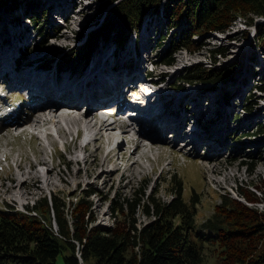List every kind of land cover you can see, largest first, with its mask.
<instances>
[{
  "label": "rangeland",
  "instance_id": "rangeland-1",
  "mask_svg": "<svg viewBox=\"0 0 264 264\" xmlns=\"http://www.w3.org/2000/svg\"><path fill=\"white\" fill-rule=\"evenodd\" d=\"M103 1L8 0L0 7V61L2 63L0 74L8 71L10 67L15 69L11 60L12 55L15 54L16 44L23 41L22 45H32L34 48L40 40L39 33L35 32L34 27L29 31L25 30V36L22 33L17 36L15 34L22 28L20 20L23 21L21 16L24 15L26 7L34 8L39 15L40 22L45 26H49L46 22L48 19L60 24L59 31L49 30L48 35L44 37V46L35 48L28 54L27 60L32 64L35 63L33 57L37 60L40 58L41 61L52 55L58 57L61 51H66L72 44L83 43L89 33L99 25L98 23H101L106 9L115 2L113 0L103 5ZM161 10L160 8L157 14H145L141 22V27L144 29L140 28L136 34L132 32L122 46L115 45L113 35L108 40H101L96 52H93L90 57V63L88 62L90 65L86 68L97 64L106 66L112 61H118L116 65L120 66L118 71H128L134 68V73H137L138 64L143 72L147 59L156 62V66L152 67L151 79L159 78L162 82L161 88L164 90L162 98L166 101L164 110L170 109L169 111L172 112L166 113L169 114L168 119L174 116L175 109L173 108L183 112V116L179 119L180 123L183 124L185 117V125L194 121L198 125L197 130L202 132L204 141L198 144L189 141V144L184 145L181 138L183 131H180L178 135L180 137H175L177 141L170 142L172 134H167L168 130L165 129L159 134L160 138L151 151L147 152L146 148L140 150L138 157L145 166V171L140 172L138 168H129L131 159H127L135 146V139L138 135V132L132 131V134L124 135L125 155L118 156L119 148L114 151L115 164L120 169L111 175L112 179L106 173L95 179L93 175L85 174V162L82 159L84 153L72 141L71 135L65 139L70 143L69 146L63 144L60 141L61 138L55 139L52 148L47 140H40L45 144V149L41 152L42 146L39 140L27 132L19 134L18 129L28 127L27 123L35 117L33 112H28V109L33 107V100L26 99L27 109H23L20 116L0 118V206L7 203L16 209H21L23 203L27 202L32 205L33 201L39 197L48 198L55 195L65 204V214L70 216L67 208L76 201V198L84 196L85 191L93 189L94 192L88 197L91 203L89 215L94 218L92 223L114 226L117 221H127L129 218L124 219L121 214L111 209L112 198L131 197L135 195V191L136 196L139 197L141 196L139 191H144L143 199L153 193L154 197L167 201L174 196V187L178 185L182 189L183 198L195 202V222L198 227L218 211L217 207L223 206L220 209L225 207V204L221 205L223 199L230 203L227 206L229 210L233 208L231 202L234 200L241 203L240 205L255 208L259 213L264 211V88L262 90L257 88L258 85L264 86V50L256 42L255 30V25L264 22V17L253 15L251 23H247L239 14L224 31L211 29L196 31L190 35L187 47L174 52L173 62L164 65L161 64L164 45L161 47L157 45L158 35L167 31ZM56 11H58L57 14L54 13ZM183 26L184 21L180 20L178 31ZM21 35L23 36L22 41L17 40ZM137 43H139V48L135 49L134 44L137 45ZM216 49L222 50V53L215 54L213 58L211 50ZM141 50L145 58L142 57L144 55L141 54ZM104 59L110 61L105 62ZM119 60L123 63H119ZM195 64L214 69L230 67L233 75L226 82L222 80L195 82L180 80L185 69ZM51 65L49 69H56V65L54 68L53 64ZM33 66L35 65L26 68L27 66L22 65L17 72L26 73ZM42 70L35 71L41 79L44 78ZM32 71L34 70L28 71L29 78L33 77L31 76ZM81 74L84 73L78 75ZM66 75H71V78L78 76L77 73L69 71ZM122 75H125V72ZM112 76L107 77L112 79L118 75ZM13 77L16 78V73ZM107 77H105L106 80ZM9 87L11 88L9 79L0 86V95L7 94V103H13L17 99L24 101L25 98L23 99ZM4 101L0 99V104ZM123 101L125 102L124 98ZM122 104L121 101L112 107L115 109ZM95 105L96 102H93V109ZM82 108L84 110L86 107L82 106ZM174 120H177L176 117ZM94 149L95 144L91 143L89 146L91 154L87 163L93 160ZM105 151L104 146L101 148V154ZM4 154H10L8 159L4 157ZM208 157L215 165L213 172L209 171L212 170V166L203 159ZM40 158L44 159L46 164H38ZM16 159L22 160L25 169L30 162L36 164L32 171L38 173L39 179H26L27 174H21L15 166ZM246 162L248 164H244ZM111 166L112 164H109V167ZM47 167L54 169L52 170L54 185L45 184ZM60 169L70 173V182L58 180L55 174ZM10 175L16 177L14 181L8 179ZM213 179L220 182L216 183ZM76 181L79 182L78 185ZM18 190L24 193L21 197L18 196ZM241 208L242 206L237 212L242 216ZM136 217L138 226L150 219L143 214L141 208L137 210ZM254 221L248 220L247 223L252 224ZM255 237L252 244H257V250H263L264 230L260 231V234L257 232ZM210 250L205 248L206 253L211 252ZM211 253L213 256L208 255L203 264L215 262L217 252L214 250Z\"/></svg>",
  "mask_w": 264,
  "mask_h": 264
},
{
  "label": "trees",
  "instance_id": "trees-1",
  "mask_svg": "<svg viewBox=\"0 0 264 264\" xmlns=\"http://www.w3.org/2000/svg\"><path fill=\"white\" fill-rule=\"evenodd\" d=\"M7 1L0 0V7ZM110 1L113 0H104L102 4ZM114 1L83 43L61 51L58 57L52 55L44 63L55 61L61 68L72 70L85 66L101 40L113 35L115 45L122 46L141 26L145 14H157L160 8L167 31L158 35L157 45H164L161 61L166 64L173 62L175 51L188 46L190 35L196 31H224L239 14L247 23H251L253 15L264 17V0ZM23 16L39 32L37 47L44 46L49 30L60 28L51 19L46 21L49 26H45L31 6L26 7ZM180 20L184 26L178 31ZM255 30L256 42L264 50V22L256 24ZM30 52L28 48L20 50L19 60L27 58ZM211 53L214 58L222 50ZM232 75L230 67L214 69L195 64L185 69L180 80L226 82ZM257 88L262 90L264 86ZM85 192L67 208L70 216L55 195L39 197L32 205H26V211L7 203L0 206V264H203L214 250L217 255L213 264H264V249L257 250V244H252L257 232L264 230V211L259 213L234 200L229 210L230 203L223 199L221 205L225 207H217L218 211L198 227L195 202L185 200L177 185L174 196L167 201L153 193L143 199L144 191H139V197L135 191L131 197L112 198L111 209L129 220L106 226L92 223L88 197L94 191ZM240 206L242 216L237 212ZM139 208L150 219L138 226ZM248 220L255 221L249 224ZM205 248L214 250L206 253Z\"/></svg>",
  "mask_w": 264,
  "mask_h": 264
},
{
  "label": "bare ground",
  "instance_id": "bare-ground-1",
  "mask_svg": "<svg viewBox=\"0 0 264 264\" xmlns=\"http://www.w3.org/2000/svg\"><path fill=\"white\" fill-rule=\"evenodd\" d=\"M19 30L15 33L16 36L17 34H21ZM136 33L137 31L134 32V34ZM10 34L8 35V38L10 37ZM15 34L13 36H15ZM38 43H36L34 48L32 46V50L37 48ZM135 45L136 44H134L135 49H138L139 43H137L136 46ZM26 46H27L26 44L21 45L20 47L16 46V52L14 55H12V60H11L13 61L15 71L13 70V67H10L8 71L3 70L4 72L0 74V76L1 75L3 76H1L0 80H2V78L5 76L13 77V75L16 73V79H20L22 81L23 80L21 79L22 77L25 76L28 77L27 75L28 71L34 70L31 72L32 74L31 76L33 77L32 78L28 77L29 80L26 81V84L28 86L27 88L33 92V94H31L28 99L33 100V105H37L40 107L37 110H36L37 107H35L33 111L32 110L29 111V113L33 112V115L35 117L33 118L32 121H29L27 123L28 127L19 128L18 131H20L19 134L27 132V134L32 135L35 137L36 140H39L40 146H42L41 152H43V150L45 149V144L40 140L43 141L47 140L48 144L52 145L54 144V141L57 140V137L61 138L63 141L66 142L65 140L66 137L71 135L72 141L75 143V145L77 144L80 150L84 153L82 159L85 162V167H84L85 174L93 175L94 178L96 179L106 173L107 176H110L112 179L111 175L120 169V167L115 164L116 155H114V151L117 148H119L118 156L125 155L126 143H125L124 135L132 134V131L138 132V135L135 139V146L133 150L129 153L127 159L128 160L131 159L129 168L130 167L138 168L137 170L140 172L145 171V166L138 157V155H140L139 152H141L140 150L146 148L147 152L149 150L151 151L152 147L156 145L157 140L160 138L159 134L162 133V131L165 129L168 130L167 134H172V136H174L173 138L180 137L178 136L179 132L183 131L182 136L185 137V138L181 137L183 141L185 140H187V142L194 141L197 144L198 142L204 141L203 134L201 131L197 130L198 125L194 123V121L188 122L187 125H185L186 123L185 122L186 117H185L183 124L180 123L179 119L183 116V112L181 111L179 112L178 109L173 108V110L175 109L173 112L174 116L173 118L168 119L169 114L166 113L169 112L172 113V112L169 111L170 109L164 110V108H166L165 105L166 101L162 98L163 95L162 92L164 90H162L161 84H159L157 87L159 91L158 93H156L157 96L156 100L151 101L155 106V110L150 113V122H147L145 119H132L131 117H126L127 116L126 111H128L129 108L126 102L123 101V98L126 100V97L128 95L127 89H130L131 92H135L136 94H138V98L140 99L142 98V96L141 93L139 94V89L143 90L149 87L148 80L143 79L144 77L140 64L137 65L139 70L137 73H134L135 71L134 68L128 69V71L120 72L118 71V68H120V66L119 65L116 66L118 64V61L116 62L112 61L111 64H107L106 66L103 64L90 66L87 69V73L78 75L82 73L84 69L86 70V67L90 65L89 64L90 58L88 60L89 63H87L85 66L78 67L75 70L69 68H61L60 66H58V64H56L55 61L50 64L48 62L44 63V61H46L48 58L41 61L40 58L37 60L36 57H33L35 63L30 64L27 58L19 60V57L21 58L20 50L24 49ZM96 48L93 52H96ZM1 51H2L1 53H3V50ZM108 61L110 60L108 59L105 60V62ZM119 61H120L119 63H123L121 60ZM126 63L129 64V62ZM51 64H53V68L56 65V69H52V68L49 69L50 66H52ZM128 64H126V66ZM0 65H2L1 61H0ZM22 65H24L25 67L27 66L26 68H29L32 65L35 66H33V68L29 70L24 69L27 70L26 73L17 72L21 69ZM35 67L39 69H34ZM42 69H45L47 71ZM36 70L44 71L43 74L44 78L42 77L41 79L39 75L35 74ZM53 70L55 72H52ZM56 70L58 71L56 72ZM68 71L74 72L75 74L77 73L78 76H74L75 78H71V75H66ZM123 72H125V75H122ZM107 73H109L108 75L110 77L112 75L114 76L118 75L117 77L110 79V82L114 86L113 92L111 91L108 92L107 89L103 88V85L100 86L101 83L104 81L103 78L107 76ZM96 74L97 76H99L98 78L100 79V81L97 80L89 81ZM80 77L84 78L82 82L79 80ZM60 80L62 81V83H60ZM151 82L158 83L156 79L151 80ZM137 83H140V85L142 84L141 88L138 89ZM49 87L52 88L58 94H54L51 96L47 95L48 91L50 90ZM96 88L100 90L99 91L100 94H96L94 92ZM24 93L26 95V92ZM151 96L152 94L149 95V97ZM109 97L113 98V104L109 105V108H107L108 106L104 107V109H97L98 108L97 106L94 109L92 108L93 102H96L97 104L100 100ZM121 101L123 102V104L121 107L118 108V110H113L114 107H112L111 109V106H113L115 103L119 104L121 103ZM24 103L26 104V102ZM82 106H85L86 108L82 110ZM100 110L101 111L104 110V111L101 112ZM132 110L135 111V109ZM174 117H176L177 120H174ZM191 119L193 120V118ZM145 124H147V128H143V125ZM188 124L192 125V130H190L189 132H185L184 129L185 127L188 126ZM31 128L33 130H31ZM75 131L77 132L76 138L74 137ZM81 135H84L89 138L88 142H86L84 145H81L79 143V139ZM113 142H115V144H113ZM91 143L95 144L94 158L91 162L87 163V160L91 154V151H89V146ZM69 144L70 143L66 142L67 146H69ZM104 146L106 147V151L104 154H101V148ZM189 149H191V147ZM9 156L10 154H4V157L6 159H8ZM203 159L212 166L211 168L212 170L209 171L213 172L215 169V165L212 162L211 158L208 157ZM14 164L19 169L21 174H27L25 177L26 179L28 178H36L37 180L39 179L38 173L37 172L34 173L32 171V169L36 167V164L30 162L27 165L28 166L27 169H25V165L23 164L22 160L16 159L14 161ZM38 164H42V165L46 164V161L40 158ZM109 164H112V166L109 167ZM97 168L98 171H96ZM52 170L54 169L50 167H47L46 169V173H45L46 185L55 184L53 180L54 176ZM69 175H70L69 172H65L62 169H60L55 174V176L58 177L59 181L66 183L70 182ZM14 178H16L14 175L8 176V179L10 181H14ZM213 181H215L216 183L220 182L219 180H215V179H213ZM78 184L79 182L76 181V185ZM23 194H24L23 192H20V190H18L19 197H21Z\"/></svg>",
  "mask_w": 264,
  "mask_h": 264
}]
</instances>
